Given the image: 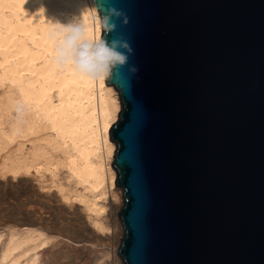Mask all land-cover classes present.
Listing matches in <instances>:
<instances>
[{"label": "water", "instance_id": "1", "mask_svg": "<svg viewBox=\"0 0 264 264\" xmlns=\"http://www.w3.org/2000/svg\"><path fill=\"white\" fill-rule=\"evenodd\" d=\"M127 48L106 84L123 264H264V0H93Z\"/></svg>", "mask_w": 264, "mask_h": 264}, {"label": "bare ground", "instance_id": "2", "mask_svg": "<svg viewBox=\"0 0 264 264\" xmlns=\"http://www.w3.org/2000/svg\"><path fill=\"white\" fill-rule=\"evenodd\" d=\"M41 7L44 15L24 14ZM72 17L89 25V36L101 23L93 0H0V158L12 176L33 173L41 190L50 181L74 216L64 219V249L71 243L88 252L87 264H123L117 252L123 192L110 139L122 110L119 93L106 84L109 73L89 79L45 55L54 31L49 20ZM39 217L0 231V264H41L54 237Z\"/></svg>", "mask_w": 264, "mask_h": 264}, {"label": "rangeland", "instance_id": "3", "mask_svg": "<svg viewBox=\"0 0 264 264\" xmlns=\"http://www.w3.org/2000/svg\"><path fill=\"white\" fill-rule=\"evenodd\" d=\"M32 175L33 173L30 175L12 176V174L6 172V168L4 167V158L3 157L0 158V231H5L8 228L17 227L23 220L27 219L28 217H30V219H34L40 216L39 218H42L43 220V224H44L43 226H45L47 229L49 228V231L52 232V233L50 232L52 237H54V240L52 241L51 244V248L53 250H51L50 245L49 248H46L45 254L41 256V264H67V262L68 264L70 263L85 264L86 262L87 264V260H89L88 252L85 251L83 252L82 249L74 246V244L72 246L71 243H67L65 248L66 250L64 249V239H63L64 219H67L68 217H69L68 219H72L74 217L72 216L71 211L66 209L64 210V204L62 203L60 198L57 197L55 191L52 188H49L51 186L49 180H46V182L43 184L45 186V189L41 190L39 179L35 175L33 176ZM122 203H123V198H122ZM120 209L121 207L119 208L118 213L120 212ZM118 213H117V219L119 222L120 219ZM46 224L48 225L46 226ZM122 229L118 232L119 233L118 239L120 241L123 237ZM51 235L49 234V236ZM54 241H57L58 243L57 242L54 243ZM49 250L51 251V254ZM66 254H67L66 256L67 258L64 257ZM72 254H74L76 258H74ZM68 256L70 257L68 258ZM118 257L120 258L119 254ZM103 260H104L103 258H100L98 262H101Z\"/></svg>", "mask_w": 264, "mask_h": 264}, {"label": "clouds", "instance_id": "4", "mask_svg": "<svg viewBox=\"0 0 264 264\" xmlns=\"http://www.w3.org/2000/svg\"><path fill=\"white\" fill-rule=\"evenodd\" d=\"M25 15H44L41 7L37 11ZM118 15L115 10H109L108 15H103L102 23L97 21V26L92 35H87L89 25L79 17H72L66 23L52 22L54 31L48 41L46 57L60 69H69L73 73L89 79H104L110 70L126 62V56L117 50L127 48V44L113 41L106 42L101 38L103 32L111 31L114 25L109 23V17ZM93 16L95 13L92 14Z\"/></svg>", "mask_w": 264, "mask_h": 264}]
</instances>
